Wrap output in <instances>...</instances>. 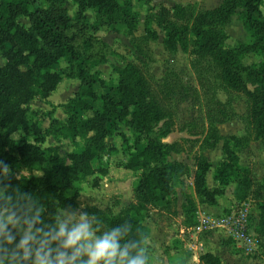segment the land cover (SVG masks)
<instances>
[{
  "label": "trees",
  "instance_id": "trees-1",
  "mask_svg": "<svg viewBox=\"0 0 264 264\" xmlns=\"http://www.w3.org/2000/svg\"><path fill=\"white\" fill-rule=\"evenodd\" d=\"M264 0H222L214 8L201 9L196 4H175L172 7L148 6L142 35L136 36L138 13L132 0H73L76 9L70 15L66 0H0V159L16 173L19 169L40 174L20 176L13 184H21L34 192L45 205L43 220L51 226L58 208L77 209L82 184L96 174H106L107 168L95 166L105 153H116L107 144L108 138L121 139L127 154L123 167L133 172V199L114 212L110 207L85 206L83 212L95 214L101 231L122 227L125 220L132 224L121 243L143 240L150 253V228L145 219L151 211L170 212L174 206L175 188L189 168L171 161L174 144L164 141L170 132V105L194 97L197 89L185 82L171 68L163 81L154 86L137 65L127 63L114 67L116 79H105L99 66L108 62L113 48L96 33L100 28L116 30L123 27L135 50L150 58L149 43L162 32L163 48L168 53L179 49L192 56L191 65L201 86L212 73L225 91H239L246 96L248 133L230 136L223 142L224 159L213 169L217 188L209 189L207 172L211 165L206 157L194 156L193 190L196 200L185 197L182 206L184 226L196 223L198 204L217 205L224 187L239 173L234 196L239 202L249 196L256 200L258 223L255 232L264 258V178L255 181L250 168L241 166L235 148L245 147L250 138L264 143V59L244 64L249 54H264V20L260 7ZM92 9L90 22L86 10ZM237 14L247 38L226 47L225 26ZM25 19L28 25L20 21ZM65 64V77L78 81L77 89L65 102L47 111L48 126L31 119L30 102L47 98L62 79L54 66ZM104 92H97L96 86ZM93 102L98 104L93 106ZM62 108L65 120L53 116ZM207 128L202 145L214 146L220 139L217 123L233 117L227 103L211 100ZM92 112L91 115L86 113ZM127 128L130 135L122 129ZM19 133L18 140L12 137ZM47 137L55 145L43 146ZM82 147L62 156L59 143L77 140ZM17 174V173H16ZM93 185H97L94 182ZM11 189L9 193L11 194ZM19 239V237H17ZM135 251V249L133 250ZM202 264H222L211 252L199 254ZM149 264H155L149 261ZM258 264V263H252Z\"/></svg>",
  "mask_w": 264,
  "mask_h": 264
},
{
  "label": "rangeland",
  "instance_id": "rangeland-1",
  "mask_svg": "<svg viewBox=\"0 0 264 264\" xmlns=\"http://www.w3.org/2000/svg\"><path fill=\"white\" fill-rule=\"evenodd\" d=\"M122 2L123 0H119ZM222 0H132L133 7L138 13V26L135 35L139 36L144 33L143 21L148 6L157 8L160 5L172 7L175 4H196L201 9L214 8L220 4ZM37 4H41L42 0H36ZM65 7L70 15L76 9L73 0H66ZM86 16L90 22L94 20V12L92 9L86 10ZM260 17L264 20V1L260 7ZM21 22L28 25V21L20 19ZM158 38L149 43L150 58L140 55L130 42V36L126 35L123 27H117L116 30L108 28H100L97 35L106 41L114 50V54L108 57V62L99 66L100 71L105 79H116L114 67H123L127 63L137 65L151 83L156 86L163 81L168 70L173 68L182 78L183 82L194 86L197 91L194 97H189L186 101H177L167 107L169 109L168 123L170 124V132L164 141L174 144L176 151L170 154L171 161H177L186 164L189 171L182 176L180 182L175 188L174 206L170 212L151 211L150 215L145 219V224L150 228L148 244L150 246V261L155 264H197L192 258V251L188 245L196 242L200 249L198 256L205 250H215L223 259V264H263L264 258L261 254V248L252 253H246L239 248L237 244L224 233L204 231L196 235L180 232V226L184 223V215L182 206L185 203V197L191 196L196 198L193 190L192 172L195 168L194 156L198 153L203 154L211 167L207 173V185L209 189L217 188L218 184L212 178V171L215 165L224 159L222 150L223 142L230 136L242 137L247 135L248 117H247V101L246 96L239 91H225L220 88L219 81L212 73H208L205 79L204 87L201 86L199 79L192 68V56L182 50L175 53H168L164 50L162 44L163 34L158 29ZM227 39L226 47H232L237 42L247 38L246 32L238 19L237 14L233 15L229 23L225 26ZM264 59L263 55L249 54L244 57V64H254ZM3 59L0 57V64ZM62 74V79L57 88L45 99L36 98L30 102L31 119L40 123L42 128H46L48 124L47 111L51 110L53 105L63 103L66 99L73 95L77 89V80L65 77V64L60 63L54 66ZM96 91H104L98 85ZM215 99L221 103H227L229 110L233 112L231 119L222 123H217V128L221 139L212 147L202 145V139L207 128V114L211 112V100ZM97 107L96 102L92 103ZM90 114V112H88ZM86 113V114H88ZM53 116H61L66 118L62 108L56 107ZM126 134L130 135L126 128L122 129ZM12 137L19 139L20 134L15 133ZM53 139L47 138L43 146L55 145ZM107 144L114 147L116 153H105L102 160L95 163V166H104L107 168L106 174H94L88 183L82 184V191L79 197V205L77 212H83L85 206L95 205L98 207H110L117 212L120 207L127 204L133 199V191L131 183L133 180V172L123 167L124 162L129 154L134 150L123 153L121 139L117 136L107 139ZM59 153L62 156L70 152L77 151L82 147V143L77 140H62L59 144ZM239 157L241 166L250 168L252 177L255 181L264 178V143L260 139L251 137L248 144L243 148L234 149ZM17 175L28 176L30 174L38 175V171H30L19 169ZM240 178L239 173L224 187V192L217 199L218 209L216 213H229L240 203L234 196L236 182ZM94 182L97 185H93ZM196 200V199H195ZM248 202L251 215V228L255 229L257 220L256 200L249 196ZM197 211L209 213L203 208L197 207ZM59 213L57 212V215Z\"/></svg>",
  "mask_w": 264,
  "mask_h": 264
},
{
  "label": "clouds",
  "instance_id": "clouds-1",
  "mask_svg": "<svg viewBox=\"0 0 264 264\" xmlns=\"http://www.w3.org/2000/svg\"><path fill=\"white\" fill-rule=\"evenodd\" d=\"M13 179L20 178L0 159V264H149L142 239L121 243L132 231L128 220L101 231L95 214L69 206L49 226L39 197Z\"/></svg>",
  "mask_w": 264,
  "mask_h": 264
},
{
  "label": "built area",
  "instance_id": "built-area-1",
  "mask_svg": "<svg viewBox=\"0 0 264 264\" xmlns=\"http://www.w3.org/2000/svg\"><path fill=\"white\" fill-rule=\"evenodd\" d=\"M251 210L248 202H240L229 213L212 214L196 212V223L191 226H180V232L186 234H199L204 231L222 232L227 238L232 239L239 248L246 253H252L258 248L259 240L255 229L250 224ZM192 251V258L197 264L199 261L198 250L200 246L196 242L188 245Z\"/></svg>",
  "mask_w": 264,
  "mask_h": 264
},
{
  "label": "crops",
  "instance_id": "crops-1",
  "mask_svg": "<svg viewBox=\"0 0 264 264\" xmlns=\"http://www.w3.org/2000/svg\"><path fill=\"white\" fill-rule=\"evenodd\" d=\"M77 85H78V81H77ZM102 92H104V91H102ZM57 105V104H56ZM92 114V112L90 111V114L88 113L87 115H91ZM57 118H59V119H62V120H65L63 117H61V116H56ZM49 122V121H48ZM47 126H48V124H47ZM46 126V127H47ZM127 129V128H126ZM47 138H49V139H53L52 137H47ZM169 158V160H170V156L168 157ZM195 171H196V168H194V170H193V172H192V182H193V178H194V174H195ZM208 173V172H207ZM209 174V173H208ZM212 174H213V171H212ZM207 177V176H206ZM214 189V188H213ZM129 203V202H128ZM127 203V204H128ZM126 205V204H125ZM124 206V205H123ZM197 207H200V208H203L204 210H207V212H209V213H216L215 211H216V209H218V206H210V205H207V204H198V206ZM257 222H256V225H257V223H258V214H257V220H256ZM256 225H255V227H256ZM204 252H211V253H213L214 255H217V256H219V258L221 259V262H222V264H223V259H222V257H221V255L219 254V253H217L215 250H205ZM264 264V263H263Z\"/></svg>",
  "mask_w": 264,
  "mask_h": 264
}]
</instances>
